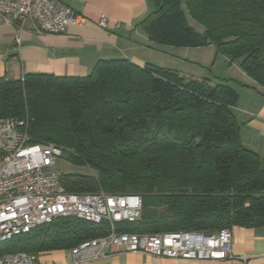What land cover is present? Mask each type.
I'll list each match as a JSON object with an SVG mask.
<instances>
[{"label":"trees","instance_id":"trees-1","mask_svg":"<svg viewBox=\"0 0 264 264\" xmlns=\"http://www.w3.org/2000/svg\"><path fill=\"white\" fill-rule=\"evenodd\" d=\"M152 2L141 22L150 40L215 45L264 88V0ZM238 100L228 82L126 57L99 60L83 77L0 78V117L27 119L33 141L58 143L91 169L63 172L67 191L142 196L141 218L117 224L129 233L264 226V166L243 142ZM109 232L107 221L60 217L1 242L0 254L71 249Z\"/></svg>","mask_w":264,"mask_h":264},{"label":"built area","instance_id":"built-area-1","mask_svg":"<svg viewBox=\"0 0 264 264\" xmlns=\"http://www.w3.org/2000/svg\"><path fill=\"white\" fill-rule=\"evenodd\" d=\"M0 17L37 33H64L77 21L64 0H0ZM100 25L106 26L102 17ZM65 147L36 142L28 120L0 117V243L57 218L73 216L95 224L109 222L110 232L70 249L77 264L105 257L113 247L158 257L225 260L233 257L232 228L213 233L169 231L154 234L121 232L117 224L141 218L142 196L97 192H69L57 168ZM113 250V249H112ZM37 254L24 251L0 254V264H35Z\"/></svg>","mask_w":264,"mask_h":264},{"label":"crops","instance_id":"crops-1","mask_svg":"<svg viewBox=\"0 0 264 264\" xmlns=\"http://www.w3.org/2000/svg\"><path fill=\"white\" fill-rule=\"evenodd\" d=\"M64 1L78 18L61 34H40L31 24L22 29L0 17V78L18 79L26 73L83 77L92 72L99 60L121 57L141 66L151 63L182 72L176 65L157 61L151 54L167 55V50H173L171 45L150 40L141 26L155 8L152 0ZM102 17L107 19L106 26L100 25ZM241 88L237 89L239 102L235 110L242 139L260 155L264 166V88L248 76H244ZM232 232L233 257L225 260L158 257L113 247L105 257L79 264H264V226H234ZM37 257L35 264H77L70 249L45 251Z\"/></svg>","mask_w":264,"mask_h":264},{"label":"rangeland","instance_id":"rangeland-1","mask_svg":"<svg viewBox=\"0 0 264 264\" xmlns=\"http://www.w3.org/2000/svg\"><path fill=\"white\" fill-rule=\"evenodd\" d=\"M188 22L198 31L203 30V26L191 19L187 14ZM167 50L166 54L151 53L157 61H167L182 69V73L188 72L195 76H207L219 82H228L233 87L241 90L244 83V76H248L236 60L231 62L222 52H217L215 45L209 47H177ZM148 55V54H147ZM249 77V76H248ZM251 78V77H250ZM228 80V81H227ZM239 102V100H238ZM67 154L59 158L57 168L66 173L89 174L91 169L86 165L74 163L67 159ZM39 254V253H33Z\"/></svg>","mask_w":264,"mask_h":264}]
</instances>
